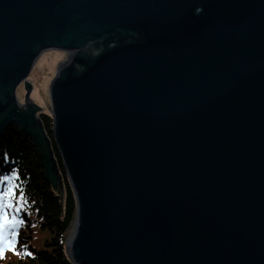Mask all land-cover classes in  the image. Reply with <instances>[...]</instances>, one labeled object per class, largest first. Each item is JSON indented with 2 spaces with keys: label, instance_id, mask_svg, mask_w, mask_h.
<instances>
[{
  "label": "water",
  "instance_id": "95a60500",
  "mask_svg": "<svg viewBox=\"0 0 264 264\" xmlns=\"http://www.w3.org/2000/svg\"><path fill=\"white\" fill-rule=\"evenodd\" d=\"M46 50L52 141L27 81ZM11 125L61 192L57 147L72 264H264V0H0Z\"/></svg>",
  "mask_w": 264,
  "mask_h": 264
},
{
  "label": "trees",
  "instance_id": "16d2710c",
  "mask_svg": "<svg viewBox=\"0 0 264 264\" xmlns=\"http://www.w3.org/2000/svg\"><path fill=\"white\" fill-rule=\"evenodd\" d=\"M39 118L52 141L50 113L42 111ZM51 146L62 177L61 192L46 181L33 143L16 125L9 126L0 137V176L16 171L15 178L0 183V190L9 184L17 186L13 202H18L21 210L14 214L23 221L15 229L16 252L6 249L4 258H0L4 264H72L64 252V239L74 217L75 199L57 147L53 142ZM40 232L45 233L43 238L38 236Z\"/></svg>",
  "mask_w": 264,
  "mask_h": 264
},
{
  "label": "rangeland",
  "instance_id": "374dc122",
  "mask_svg": "<svg viewBox=\"0 0 264 264\" xmlns=\"http://www.w3.org/2000/svg\"><path fill=\"white\" fill-rule=\"evenodd\" d=\"M67 55L65 52L58 50H46L40 54L38 59L35 61L27 81L32 84V90L30 98L42 108L43 112H50L49 99H48V86L55 75L57 62L64 56ZM16 94L20 102H23L24 89L23 85L20 84L16 89ZM61 175V174H60ZM71 227L65 233V238L69 235ZM40 238L45 236L44 232L38 234ZM2 261V259L0 260ZM0 264H4L0 262Z\"/></svg>",
  "mask_w": 264,
  "mask_h": 264
},
{
  "label": "snow or ice",
  "instance_id": "6c2138e0",
  "mask_svg": "<svg viewBox=\"0 0 264 264\" xmlns=\"http://www.w3.org/2000/svg\"><path fill=\"white\" fill-rule=\"evenodd\" d=\"M15 176L16 171L13 169L11 175L0 176V183L11 181ZM16 187V185L9 184L0 190V258H4L6 249L16 252L17 232L15 229L23 222L14 214L21 210L20 204L13 202ZM19 200H23V192L19 194ZM26 255L32 256V253L27 252Z\"/></svg>",
  "mask_w": 264,
  "mask_h": 264
},
{
  "label": "bare ground",
  "instance_id": "6f19581e",
  "mask_svg": "<svg viewBox=\"0 0 264 264\" xmlns=\"http://www.w3.org/2000/svg\"><path fill=\"white\" fill-rule=\"evenodd\" d=\"M90 47H91L90 50H92V52L95 53V50H96V49L94 48V46L90 45Z\"/></svg>",
  "mask_w": 264,
  "mask_h": 264
}]
</instances>
